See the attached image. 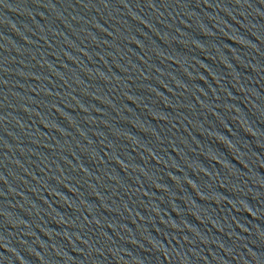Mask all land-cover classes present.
I'll return each instance as SVG.
<instances>
[{
	"label": "water",
	"instance_id": "95a60500",
	"mask_svg": "<svg viewBox=\"0 0 264 264\" xmlns=\"http://www.w3.org/2000/svg\"><path fill=\"white\" fill-rule=\"evenodd\" d=\"M0 264H264V0H0Z\"/></svg>",
	"mask_w": 264,
	"mask_h": 264
}]
</instances>
